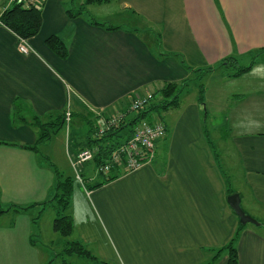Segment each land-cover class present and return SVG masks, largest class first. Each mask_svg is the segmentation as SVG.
<instances>
[{
	"label": "crops",
	"instance_id": "obj_1",
	"mask_svg": "<svg viewBox=\"0 0 264 264\" xmlns=\"http://www.w3.org/2000/svg\"><path fill=\"white\" fill-rule=\"evenodd\" d=\"M42 1L41 27L26 40L28 52L19 50L17 35L0 23V206H28L0 216V264L50 260L48 251L35 242L33 218L48 206L38 203L51 199L56 176L38 150L24 146L37 142L34 117L47 122L67 109L71 116L89 111L116 115L129 105L130 96L186 79L185 60L192 70L228 56L253 62L239 76L228 73L220 87L230 83L232 90L219 93L236 159L235 176L241 181L232 188L217 153L202 136L200 107L192 103L181 111L169 142L160 140L165 149L157 145L152 162L132 171L117 166L108 176H118L94 189L76 172L70 208L78 230L75 238L105 260L79 259L76 264H203L239 225L227 202L228 189L239 193L248 214L264 221V0L104 3L132 16L131 26L101 18L107 14L99 17L98 3L88 4L86 14L71 17L67 9L84 0ZM8 5V0H0V12ZM90 17L117 28L93 24ZM50 34L64 40L65 58L46 45ZM220 102L215 97L213 105ZM183 117L192 120L186 125ZM61 132L48 140L50 160L55 166L74 167L81 146ZM261 223H247L238 232L239 264H264ZM227 259L223 252L216 264H227Z\"/></svg>",
	"mask_w": 264,
	"mask_h": 264
},
{
	"label": "trees",
	"instance_id": "obj_2",
	"mask_svg": "<svg viewBox=\"0 0 264 264\" xmlns=\"http://www.w3.org/2000/svg\"><path fill=\"white\" fill-rule=\"evenodd\" d=\"M109 1L110 0H84V2L81 3L77 8L67 9V12L71 17H75L80 14H86L88 12V4H100ZM8 3L9 5L4 7L0 12V23L13 31L19 38V41L21 39L27 40L35 36L39 32L41 27L43 1L41 0L40 3L30 5L23 3L22 0H8ZM90 22L93 24L105 25L107 29L117 28V26L110 24L106 25L104 22H100L92 17H90ZM45 43L61 58H65L67 56V46L64 40L59 35H48L45 38ZM261 51H264V49H262ZM221 65L233 66L234 70L229 72V76H239L249 71L253 65V62L247 65H241L239 64V61L236 57L228 56L222 58L218 63L214 65H210L204 68H196L193 70L190 67V69L192 71H196V74L198 75V73L200 74L202 71H215ZM185 84L186 79L182 81L165 82L162 86L150 92L147 102L136 109L131 108V102L134 97L132 96L129 105L122 112L110 117L99 114L95 115L90 111L84 113L83 115H80L82 119L89 123V130L87 135L85 136L87 144H81V147L79 149L81 150L83 148L97 147V151L94 154L92 160H95V164H97V167H100L111 158L113 151H115L120 147V145L124 144L128 140V138L132 135L136 124L140 120L144 119L149 113H151L152 110L154 111V109L157 110L159 108L168 109L170 106H179L180 94L182 93L184 89L183 86ZM204 90L205 85H203V83H199V100L203 99ZM203 105L204 103H201V107H203ZM133 110H137V112L130 117L129 113ZM65 113L66 111H63L54 116L52 120L47 122L35 116L33 122L37 125L39 131L37 142L35 143V145L24 146L33 150H37V144L39 142L49 139L53 134L57 133L61 128L65 126ZM110 121L111 123H109ZM129 124H133L132 127L129 128L128 132L124 131L125 127H127ZM101 127L104 128L102 132H100ZM4 143L6 142L4 141ZM45 159L53 168L56 176V181L54 184V194L51 199L38 204L52 206L56 212V216L53 221L54 230L60 232L64 236H70L74 231V222L71 214L67 212V209L70 207L72 201L73 177L70 175H64L63 173L59 172L48 156L45 155ZM114 168H116V165L112 167L111 170H113ZM117 176V174L110 175L106 176L101 181H93L92 183H87V188H98L108 181L115 179ZM227 191L228 194L232 192L231 189H228ZM27 208L28 206L17 205H12L8 208H3L0 206V216L10 209L21 211ZM36 218L37 217L33 218V220L36 221ZM245 225L246 224H241L239 221V225L233 237L222 247L213 250V254L210 259L203 264H216L223 252H226L228 256L227 264H239V255L236 247V240L238 232ZM66 244L68 245H66L64 249H62L61 254L66 253L68 255H77L78 257H83L85 259H91V261L99 262V259L88 248H86V246L81 241L72 239L70 241H67ZM54 260L55 259L50 260L47 264H52ZM60 264H76V261L72 262L66 259H61Z\"/></svg>",
	"mask_w": 264,
	"mask_h": 264
},
{
	"label": "rangeland",
	"instance_id": "obj_3",
	"mask_svg": "<svg viewBox=\"0 0 264 264\" xmlns=\"http://www.w3.org/2000/svg\"><path fill=\"white\" fill-rule=\"evenodd\" d=\"M108 3V2H106ZM100 6H95V9H99V11H96V14L100 17V14H107V16H102L101 18H107L109 22H112L114 24H120L121 26H131L134 24L133 17L126 15L124 13H120L116 6L100 3ZM99 5V4H97ZM108 5V6H106ZM100 7V8H98ZM101 9V10H100ZM91 14V13H90ZM250 58L249 59H241L239 64H250ZM185 64H187V69L189 71L188 76L186 78V84L183 86V91L180 94V106H170L168 109H154L151 113H149L143 120L149 122V123H155L158 121L167 122L169 126V130L166 133L165 136H162L160 138H157L155 140L156 146L158 145V148L160 150L165 149V145L160 142L167 140L169 142L171 134H174V127L176 121H181V111H183L185 108H188L191 106L192 103H196L198 107H200V114H201V121L203 124V131L202 136L204 134V138L206 141L210 142L214 152L217 153V158L219 165L223 168V170L228 174L229 180H231L230 183L232 188L236 183L241 181L240 177L235 176V165L233 154L234 150L232 148V143L229 137V134L226 129L225 124V113L223 111V95H220L219 93H223L224 95L227 94L228 91L232 90V85L230 83L224 84L223 87L221 86V81L224 79H227L228 73L234 70L233 66H219L215 71L212 72H201L198 75L196 74V71H190V66L188 60H185ZM193 67V66H192ZM195 68V66H194ZM197 75V76H196ZM199 83H203L205 85L204 90V97L202 100H199V92L198 87ZM158 87H156L157 89ZM222 91H220V90ZM239 96V95H238ZM215 97L221 98L222 102L219 104L213 105L215 103ZM131 96L129 97V100H131ZM206 101H207V107H206ZM201 103H204L203 107H201ZM190 109V107H189ZM137 112V110H133L129 113L130 117L134 115ZM72 115V114H71ZM182 120L186 122V125L188 124L189 120H192V118L187 119V117H183ZM133 124H129L127 127H125L126 132H128L129 128L132 127ZM137 125V124H136ZM135 126V125H134ZM133 126V127H134ZM136 127V126H135ZM177 128H180L176 125ZM89 130V123H87L84 119L81 118V116H71V120L67 124V126H64L62 128V134H67V137H71V141H75L76 146L81 144H87V140L85 136L87 135ZM53 136V135H52ZM54 139V138H53ZM47 139L43 142H39L37 144V150L40 157L45 158L46 156H50L49 154V147L50 143ZM86 140V141H85ZM157 148V147H156ZM158 149H156V155L155 158H157ZM50 158V157H49ZM153 159V160H154ZM83 166L78 165V170H75L74 167L71 165L65 166L63 164L56 165V168L59 172L63 173L64 175H70L73 177V186L76 179V172L82 176L83 181L85 182V186H87V183H92L93 181H101L103 180L108 174H112L114 172V169L109 172L105 170L104 172H100L98 170L97 164H95V160H90L83 163ZM119 167L123 168L122 165H118ZM93 174L94 180L90 179V175ZM98 175V176H97ZM74 191V190H73ZM233 193V192H232ZM73 198V197H72ZM73 201V200H72ZM72 204V203H71ZM70 207L67 209V212L70 213ZM56 216L55 209L52 206H47L45 209H41V212H39V215L36 217V226L33 229V236L35 239V242L39 245V247H43L45 251H48L50 260L55 259L52 264H60L61 259H66L68 261H78L81 259L82 261H91V259H85L83 257H78L77 255H68L66 253H62V249L68 244L67 241H70L72 239L79 240L75 238L76 233L78 230L76 229L74 225V231L72 235L70 236H64L60 232L54 230L53 228V221ZM256 219V218H255ZM259 222L260 221L257 219ZM81 241L86 248H88L91 252V248L82 240ZM93 253V252H92ZM98 259L99 262H104L105 260L102 259L100 255H97L96 253H93ZM83 258V259H82ZM49 260V261H50ZM107 261V260H106ZM98 262V261H97Z\"/></svg>",
	"mask_w": 264,
	"mask_h": 264
},
{
	"label": "built area",
	"instance_id": "obj_4",
	"mask_svg": "<svg viewBox=\"0 0 264 264\" xmlns=\"http://www.w3.org/2000/svg\"><path fill=\"white\" fill-rule=\"evenodd\" d=\"M39 1L40 0H22V2L27 5L36 4ZM18 48L22 52L29 51L27 42L24 39L19 41ZM148 95L149 93L134 95L131 108L136 109L144 105L148 100ZM70 117L71 112L67 109L65 113L67 124L70 121ZM109 123H111V121ZM103 129L104 128L101 127L100 132H102ZM166 131V125L162 120L155 123H149L143 119L140 120L128 140L113 151L111 158L98 167V170L102 172L107 170V172H109L115 165L116 167L122 165L124 171H132L145 163L152 162L156 155L155 140L164 136ZM96 151L97 147L79 150L76 159L72 162L73 166L76 168L78 165L92 160Z\"/></svg>",
	"mask_w": 264,
	"mask_h": 264
},
{
	"label": "water",
	"instance_id": "obj_5",
	"mask_svg": "<svg viewBox=\"0 0 264 264\" xmlns=\"http://www.w3.org/2000/svg\"><path fill=\"white\" fill-rule=\"evenodd\" d=\"M227 202L229 206L233 209L235 214L238 216L241 224L253 223L256 225L262 224L252 215L248 214L241 206V198L239 193L233 192L227 195Z\"/></svg>",
	"mask_w": 264,
	"mask_h": 264
}]
</instances>
